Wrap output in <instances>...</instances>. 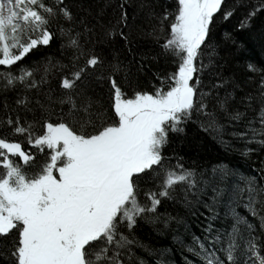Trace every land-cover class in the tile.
Instances as JSON below:
<instances>
[{
    "label": "snow or ice",
    "instance_id": "1",
    "mask_svg": "<svg viewBox=\"0 0 264 264\" xmlns=\"http://www.w3.org/2000/svg\"><path fill=\"white\" fill-rule=\"evenodd\" d=\"M233 18L264 35V0H0V264H146L142 249L165 264L142 223L184 226L183 264H264V159L225 226L212 211L195 234L165 208L195 216L234 174L205 180L168 154L189 122L264 152V67L225 77L211 43ZM56 42L58 57L31 59ZM161 58L170 71L153 70Z\"/></svg>",
    "mask_w": 264,
    "mask_h": 264
},
{
    "label": "trees",
    "instance_id": "2",
    "mask_svg": "<svg viewBox=\"0 0 264 264\" xmlns=\"http://www.w3.org/2000/svg\"><path fill=\"white\" fill-rule=\"evenodd\" d=\"M226 33L231 34V39H226ZM144 42L147 43V38H144ZM211 43L216 46L217 62L225 77L234 76L238 82H246L248 80L246 69L248 63L264 67V35L261 34L259 26L241 30L237 27L236 18L227 22L220 21L218 27L214 29ZM59 55V42H56L51 48L40 49L31 59L37 61L46 56L58 57ZM153 70L163 72L171 69H167V61L161 58L153 63ZM184 127L185 132L173 135L172 144L168 149L169 155L175 154V156L183 158L185 166H195L198 171L206 173L205 180L213 179V169L218 166L227 167L234 173L224 178L218 174L215 176L214 182L210 183L205 191L204 202L197 205L195 216L181 206L171 203L165 205L169 213L178 214L184 219L185 225L192 233L199 234L201 227L207 223L206 218L212 214V211L217 214V227L225 226L231 222L228 215L230 211L245 214L244 201L236 198L235 189L243 187V184L240 183L242 178L255 175L258 172L256 162L259 159H264V152L253 144L250 147L255 149V153L245 156L242 152L241 142L231 140L230 135H226L224 139L231 144V147L228 144L220 143L215 133L203 130L195 122H189ZM230 132L231 129H229ZM214 187L223 190V194L218 198L214 209L206 208L205 204L209 206L212 204V188ZM178 227L179 232L182 233L184 226L177 224H172L169 231L162 232L151 224L142 223L136 236L143 244L152 249L167 250L165 264H183V250L174 239ZM140 255L146 264H157L160 259L154 253L148 254L146 249L140 250Z\"/></svg>",
    "mask_w": 264,
    "mask_h": 264
}]
</instances>
